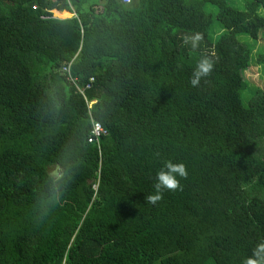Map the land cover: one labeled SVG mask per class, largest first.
<instances>
[{"label":"trees","instance_id":"obj_1","mask_svg":"<svg viewBox=\"0 0 264 264\" xmlns=\"http://www.w3.org/2000/svg\"><path fill=\"white\" fill-rule=\"evenodd\" d=\"M258 40L264 0H0V264L254 258L262 46L263 86L245 71ZM202 57L212 69L192 86ZM94 122L105 133L89 142ZM166 160L187 176L149 204Z\"/></svg>","mask_w":264,"mask_h":264},{"label":"clouds","instance_id":"obj_2","mask_svg":"<svg viewBox=\"0 0 264 264\" xmlns=\"http://www.w3.org/2000/svg\"><path fill=\"white\" fill-rule=\"evenodd\" d=\"M201 39L199 34L185 37V43H190L191 47L195 49L198 41ZM212 61L207 57H202L193 69L192 76L189 83L196 86L202 77L208 75L212 69ZM187 176V171L183 163H173L171 161H164L161 169L156 173L155 183L153 188L154 193L146 197L149 204H155L161 199V193L164 190H176L179 188V180L177 177L184 178ZM59 179V177H57ZM254 258H247L244 264H264V242L258 244L253 253Z\"/></svg>","mask_w":264,"mask_h":264},{"label":"rangeland","instance_id":"obj_3","mask_svg":"<svg viewBox=\"0 0 264 264\" xmlns=\"http://www.w3.org/2000/svg\"><path fill=\"white\" fill-rule=\"evenodd\" d=\"M232 4H234L238 8H243L244 7V0H231ZM54 14L60 18H66L72 16V13L69 14V16H60V14L57 12V10L54 11ZM262 46V43L260 40L256 42L254 45V57L253 61L250 65V67L245 71V77L248 80V82L252 84H257L258 86H263V78H262V73H261V65L258 62V56L257 52H259V48ZM261 50H264V47L262 46ZM90 106L92 103L89 104ZM207 264H215L213 260H210Z\"/></svg>","mask_w":264,"mask_h":264},{"label":"built area","instance_id":"obj_4","mask_svg":"<svg viewBox=\"0 0 264 264\" xmlns=\"http://www.w3.org/2000/svg\"><path fill=\"white\" fill-rule=\"evenodd\" d=\"M125 3L130 2L131 0H122ZM66 72H70V64L66 67L63 68ZM69 79L72 81H77L76 78H72L71 76H69ZM91 81L93 80V78L90 79ZM86 87H89V85H87ZM84 89L82 88L81 91H83ZM105 133V130L103 129L102 125L99 122H94L93 123V130H92V134L93 136H91L89 138V142H92L95 138H99L102 134ZM63 264H66L65 262Z\"/></svg>","mask_w":264,"mask_h":264}]
</instances>
